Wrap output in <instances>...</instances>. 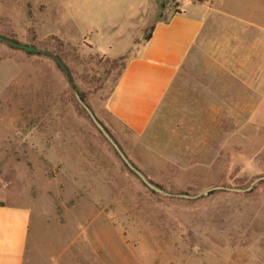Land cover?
<instances>
[{
  "label": "rangeland",
  "instance_id": "1",
  "mask_svg": "<svg viewBox=\"0 0 264 264\" xmlns=\"http://www.w3.org/2000/svg\"><path fill=\"white\" fill-rule=\"evenodd\" d=\"M184 1L145 0L132 18L114 0H0V35L59 56L74 83L50 55L0 41V194L87 226L105 263L264 264V0L210 13L145 133L106 108L151 23ZM75 92L147 179L201 195L144 185ZM216 185L245 190L202 194Z\"/></svg>",
  "mask_w": 264,
  "mask_h": 264
},
{
  "label": "crops",
  "instance_id": "2",
  "mask_svg": "<svg viewBox=\"0 0 264 264\" xmlns=\"http://www.w3.org/2000/svg\"><path fill=\"white\" fill-rule=\"evenodd\" d=\"M114 1L112 9L133 14L132 18L147 7L142 5L145 0ZM216 4L186 0L180 12L151 23L149 36L126 62L106 103L110 115L128 130L142 135L151 125L178 71L212 21L208 16L220 10L223 0ZM96 24L86 25L100 32ZM28 200L9 204L0 194V264H114L98 254V242L90 239L87 226L57 221L55 226L45 208Z\"/></svg>",
  "mask_w": 264,
  "mask_h": 264
},
{
  "label": "water",
  "instance_id": "3",
  "mask_svg": "<svg viewBox=\"0 0 264 264\" xmlns=\"http://www.w3.org/2000/svg\"><path fill=\"white\" fill-rule=\"evenodd\" d=\"M0 41L14 47V48H18V49H22L24 51L27 52H34V53H46L48 55H50L51 57L54 58V60L57 62V64L60 66V68L62 69V71L64 72L66 79L69 83V85L74 88V84L73 81L70 77V73L69 70L67 68V66L65 65V63L61 60V58L57 55H54L53 53L49 52V51H42L36 47H34L33 45H27V44H22L20 42L14 41L12 39H8L6 37H3L0 35ZM75 97L78 101V103L83 107V109L86 111V113L88 114L89 118L91 119V121L93 122V124L95 125V127L98 129V131L105 137V139L110 143V145L114 148V150L116 151V153L119 155V157L121 158V160L126 164V166L133 171L137 177L142 181V183L144 185H146L149 189L155 191V192H159V193H164L167 195H172V196H177V197H184V198H196L198 196L201 195V193L196 194V195H188L186 193H175V194H171V193H167L165 191H163L160 187L156 186L154 183H152L150 180H148L143 174L142 172L135 167L126 157V155L123 153V151L119 148V146L117 145V143L112 139V137L108 134V132L105 130V128L103 127V125L97 120V118L95 117L94 113L91 111V109L82 101V99L80 98L79 94L77 92H75ZM264 179V176H260L258 177L255 181ZM212 190H223V191H235V192H240L243 191L245 189H239V188H231V187H226V186H222V185H216L213 187H210L209 189L205 190L202 192V194H207Z\"/></svg>",
  "mask_w": 264,
  "mask_h": 264
},
{
  "label": "trees",
  "instance_id": "4",
  "mask_svg": "<svg viewBox=\"0 0 264 264\" xmlns=\"http://www.w3.org/2000/svg\"><path fill=\"white\" fill-rule=\"evenodd\" d=\"M150 29V28H149ZM148 34H149V32H148ZM149 35H147L146 37H148ZM125 66V65H124ZM124 66H123V68H124ZM123 68H122V70H123ZM122 72V71H121ZM121 72H120V74H121ZM119 74V75H120ZM71 77V76H70ZM119 77V76H118ZM118 79V78H117ZM117 81V80H116ZM74 84V83H73ZM78 93V92H77ZM79 94V96H80V98L82 99V101H83V97H82V95H81V93H78ZM84 102V101H83ZM87 105V104H86ZM88 106V105H87ZM92 111V110H91ZM104 127V126H103ZM105 128V127H104ZM105 130H106V128H105ZM107 131V130H106ZM119 156V155H118ZM126 165V164H125ZM133 172V171H132ZM134 173V172H133ZM135 174V173H134ZM136 175V174H135ZM137 176V175H136ZM149 180V179H148ZM153 183V182H152ZM155 184V183H154ZM156 186H158L157 184H155ZM158 187H160V186H158Z\"/></svg>",
  "mask_w": 264,
  "mask_h": 264
}]
</instances>
